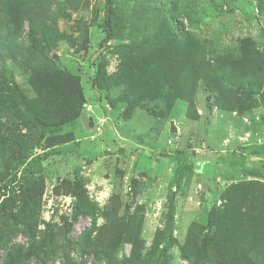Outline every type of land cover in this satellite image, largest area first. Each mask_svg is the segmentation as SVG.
<instances>
[{
    "label": "rangeland",
    "instance_id": "1",
    "mask_svg": "<svg viewBox=\"0 0 264 264\" xmlns=\"http://www.w3.org/2000/svg\"><path fill=\"white\" fill-rule=\"evenodd\" d=\"M148 1L114 0L105 41L106 0H13L36 16L46 55L32 48L27 21L8 26L0 2V69L11 81L4 103L17 113L0 108V129L34 135L30 117L49 128L29 154L44 168L31 190L5 169L26 152L0 143V264H162L170 233L177 243L166 264H237L236 246H250L220 212L245 220L252 196L263 200L264 88L253 81L250 97L242 81L221 91L201 82L192 107L181 98L168 114L159 101L131 106L122 69L139 44L170 38L184 47L168 26L162 37L152 32ZM177 2L171 14L188 27L194 12L188 43L206 59L237 62L244 38L264 53V0ZM212 209L221 217L210 229Z\"/></svg>",
    "mask_w": 264,
    "mask_h": 264
},
{
    "label": "trees",
    "instance_id": "2",
    "mask_svg": "<svg viewBox=\"0 0 264 264\" xmlns=\"http://www.w3.org/2000/svg\"><path fill=\"white\" fill-rule=\"evenodd\" d=\"M0 2L1 8L7 16L5 20L8 22V26H15L17 29L27 21L29 25L28 38L32 43V48L39 54L46 55L48 49L41 35L36 16L29 9L20 7L13 0H0ZM177 5V0H149L147 3L148 14L153 18L157 17L156 19L158 20L157 25L152 28V32L157 35L161 34L162 37L167 34L164 28L168 26L170 33L174 34L177 38L180 37L182 42L184 41V47L180 51H176L173 49V44L167 41L170 38L164 40L158 46L149 44L148 42L139 44V52L141 53L136 57L131 66L128 61L122 69L127 91H131L132 88L136 94L135 103H131L130 105L137 106L141 102L159 101L160 110L168 114L173 109L176 100L181 98L188 101L189 106L192 107L195 104V95L201 82H205L210 88L213 86L219 89V84L230 86L237 85L242 81L247 84L246 89L250 93V97L258 94L257 88H264V53L262 51L252 52L251 39L244 38L240 40L239 46L244 55L237 62H221L206 59L202 50H197L196 47L189 46L188 43L192 39L189 28L195 26L193 22V18L195 17L194 12L190 11L187 14L190 24L186 27L178 21L175 15L171 14V9L173 8H177L175 11H178ZM114 13V0H106L104 15L106 26L105 41L111 36L110 23ZM3 35L6 36L7 34L3 33ZM253 60L254 63L251 62ZM133 77H136V79L132 82L131 79ZM253 81L258 84L257 88L253 86ZM10 84L11 81L9 76L7 77V72L3 68L0 69V108H4L10 113H16L13 106H5L4 103L5 92L7 89H10ZM223 106H226L224 102ZM19 118L21 121H25L23 117L19 116ZM28 123L30 124L28 125L29 129L33 125L38 129V132L34 133V135L32 130L27 133H20L16 129H13V127L4 124L0 129L3 130V134H0V143H10L26 152L20 154L17 164L12 169L9 166H5V169L8 171L12 172L14 170L11 182L17 179L18 174L20 175V179H23V182L19 187L25 191L35 188L36 183L43 177L44 168L41 161L37 157L31 158L29 154L36 147V144L45 137V133L49 129L43 122L33 117H30ZM89 162H91V159H89ZM252 172L258 176H263L261 170ZM235 188H237L238 194H240V191H243L238 185ZM255 192L256 190L251 193V196ZM246 193L249 195L248 190H246ZM260 197L264 200V189L261 190ZM257 198L252 196L253 201L250 206H247L251 208L245 211V220L243 217L240 219V215L237 214L229 216V214L224 215L220 212L225 224L229 225L234 222L235 225L241 226L244 236L250 243V246H236V251H239L236 255L238 259L237 264H264V202ZM237 202L241 203V199ZM217 212L212 209L209 214L210 229L213 228L214 223L212 222H214L216 215L220 216ZM2 237L0 235V245ZM44 242H46V238L41 243L39 249L42 252H46L44 247L46 243ZM173 243H177V239L170 233V238L160 255V258H164L161 261L162 264H166V257ZM207 249L208 247L205 241H203L198 257L202 262H206L209 258Z\"/></svg>",
    "mask_w": 264,
    "mask_h": 264
}]
</instances>
